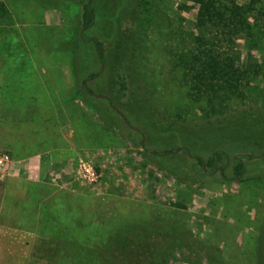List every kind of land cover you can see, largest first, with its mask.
Masks as SVG:
<instances>
[{
  "label": "rangeland",
  "instance_id": "rangeland-1",
  "mask_svg": "<svg viewBox=\"0 0 264 264\" xmlns=\"http://www.w3.org/2000/svg\"><path fill=\"white\" fill-rule=\"evenodd\" d=\"M87 1L0 0V264H81L141 222L153 235L171 227L158 239L165 264H264V0H213L244 18L215 48L218 61L236 62L232 87L222 66H201L197 13L207 0H91L94 26L82 32ZM81 85L97 105L83 103ZM194 85L214 90L207 97L223 118L188 108L189 123L177 122ZM109 100L117 110L100 115ZM127 108L144 124L127 126ZM180 147L205 160L224 148L226 178L193 184L183 152L167 155L186 163L173 176L153 153ZM236 154L250 156L238 179Z\"/></svg>",
  "mask_w": 264,
  "mask_h": 264
},
{
  "label": "trees",
  "instance_id": "trees-1",
  "mask_svg": "<svg viewBox=\"0 0 264 264\" xmlns=\"http://www.w3.org/2000/svg\"><path fill=\"white\" fill-rule=\"evenodd\" d=\"M128 1V0H127ZM200 8L197 13L198 20L202 21L201 25V37H197L196 39V47L198 53H203L206 51L205 60L201 62V66H205L204 64L208 62V60L215 63L218 70L221 66L220 72L221 79H224L225 75L228 77V86L232 87L233 77L238 73L236 68V62L231 58V62H223L218 61V56L215 58L214 55L216 53L215 48H221L220 44L222 40L219 38L224 37L228 46L231 42V37L235 33L238 26H240L244 18L238 17L232 11L224 10L220 7H217L213 0L201 1ZM240 16V15H239ZM96 18V13L92 5V1L89 0L82 5L81 14H80V30L82 32L90 31L94 26ZM238 18V20H237ZM235 19V22L233 21ZM212 34V36H211ZM83 35V34H82ZM168 36H174L172 34H168ZM218 43L215 44V42ZM259 40V38H258ZM257 40V41H258ZM257 41H252L251 44L256 43ZM264 42V37L261 39ZM258 41V42H261ZM92 43L95 48V53L100 60V63L106 62L105 57V49L103 43L97 39L92 38ZM231 45V44H230ZM135 46V45H134ZM254 46V44H253ZM135 55V49L133 51ZM192 54V53H191ZM189 58L182 57L179 61V64L188 63L191 57ZM212 55L211 59L208 55ZM236 58V57H235ZM211 67V64H208ZM207 67V66H206ZM184 68L183 66L181 67ZM228 69V70H227ZM217 74V72H215ZM233 75V77H232ZM145 80V78H143ZM121 88L123 90H127V86L125 84H121ZM87 88L84 85L79 86L77 91L82 96V101L86 106L97 105L98 98H93L94 100L90 102L87 99ZM158 89H155L157 91ZM194 92L197 94L196 97L191 99V105H178L174 112L177 118V122L189 123L188 117V108L191 110H199L206 113L205 118H210L213 116L216 119H221L222 116V108H219L217 111L216 107L213 105L212 99L207 96L210 95L214 90L208 85H194ZM96 97V96H95ZM209 99L208 101H204L205 99ZM132 104L134 102H131ZM129 103V105H132ZM111 108H116L114 105V100H109L108 107L98 109V113L100 115H108ZM117 110V108L115 109ZM229 111V109H226ZM104 112V113H103ZM122 118L125 121L127 126H137L144 124L142 121H138L135 114L131 111L130 108H127L125 112L122 113ZM142 131L139 130V145L141 147H145V137H144V126H139ZM189 140V135L185 136V141ZM158 148H162V146L158 145ZM174 152H183L187 157L192 158L194 163L192 164V171L188 174V178L191 180L193 184L196 183H210L216 181L215 174H219L221 179H225L224 170L228 165L229 158L228 154L224 148H221L211 154L207 160L201 157L197 153H192L191 149L188 147H180L174 149L173 151H162L161 153H153L158 156H164L163 162L164 164L170 168V171L173 172V176H177L176 172L179 169L186 168L185 161H182L181 164H173L168 162V156ZM250 156L241 154V155H233V173L234 178L238 179L245 173V164L244 159H249ZM181 161V160H180ZM179 179V177H178ZM180 183L182 181H179ZM163 232L157 235H153L151 230H153L149 223L141 222L139 223V228L135 227L133 230L129 232L118 231L113 236L107 240L103 245L100 246L98 251L94 252L93 255L82 256L80 259L82 260L81 264H165V259H168L169 256V247L165 243L163 246H159L158 242L160 240H168L170 237V233L172 232L171 227L167 225H158ZM160 238V240H158ZM164 243V242H163Z\"/></svg>",
  "mask_w": 264,
  "mask_h": 264
},
{
  "label": "built area",
  "instance_id": "built-area-1",
  "mask_svg": "<svg viewBox=\"0 0 264 264\" xmlns=\"http://www.w3.org/2000/svg\"><path fill=\"white\" fill-rule=\"evenodd\" d=\"M7 161L8 157L0 155V175L3 174Z\"/></svg>",
  "mask_w": 264,
  "mask_h": 264
}]
</instances>
